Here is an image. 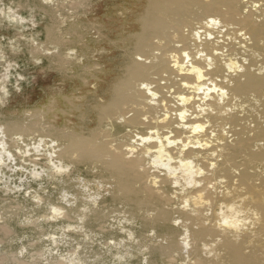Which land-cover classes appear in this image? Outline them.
Returning <instances> with one entry per match:
<instances>
[{"label":"rangeland","instance_id":"1","mask_svg":"<svg viewBox=\"0 0 264 264\" xmlns=\"http://www.w3.org/2000/svg\"><path fill=\"white\" fill-rule=\"evenodd\" d=\"M127 2L0 0V123L6 126L5 132L0 129V138L14 152L4 153L3 143L0 144V264H56L55 261L70 264L68 259L75 264H237L229 249L237 257L242 252L240 264H264V245L255 236L250 240L252 230L259 225L255 218L246 219L244 228H248L240 235L225 231L220 233L224 234L221 238L218 233H209L206 234L209 237L192 240L193 246L188 249L186 245L184 251L179 246L185 229L179 212L184 206L179 185H165L154 195L139 191L132 194V201L123 202L122 191L113 196L117 188L114 177L104 175L97 168L92 172L83 162L66 158L63 163L70 165L59 172L60 156L76 139L71 133L64 139L60 135L76 129L88 136L93 134L101 120L98 110L90 107L95 101L90 94L95 90L101 92V87L122 71L117 66L123 59L124 48L114 40L117 29L111 23L119 3ZM177 44L181 47L180 43H175V47ZM160 80L162 84L170 83L167 78ZM66 94H86V98L77 97L76 101L88 99L83 105L90 107L87 121L79 116L82 107L74 108L64 98ZM170 98L171 104L176 102L173 94ZM128 110L125 114L131 116L134 109L128 107ZM150 115L147 112L142 118L147 116L146 121ZM123 119L119 117L125 135L116 134L112 128L114 134L108 139L110 145L127 148L126 142H134L132 139L139 130L150 128L128 126ZM245 123L249 124L250 120ZM103 126L109 129L111 124ZM232 133L226 134L230 140L236 136ZM63 141L67 146L61 144ZM17 144L23 148L19 149ZM235 168L237 175L215 179L218 193L226 189L227 183L237 186L241 169ZM253 170L261 174L254 175L253 181L261 184L264 166H255ZM138 172L142 184L153 187H156L154 174L167 175L163 165L154 166L147 160L145 168L139 167ZM174 191L182 192L179 196ZM87 192L95 193L99 200L89 208L85 206ZM148 199H157L156 204L165 209L169 217L166 224L155 218L154 210L150 213L153 205L146 202ZM142 200L145 202L140 204ZM219 203L220 200L213 203L212 210H219ZM243 207L249 211L248 206ZM184 209L189 210V206ZM199 221L203 225L210 222ZM200 222L192 224L197 234H200ZM226 234L233 236L227 245ZM211 241L219 243L215 245ZM209 247L214 248L211 251ZM255 251L262 257L254 256L245 263L243 257L247 260Z\"/></svg>","mask_w":264,"mask_h":264},{"label":"bare ground","instance_id":"2","mask_svg":"<svg viewBox=\"0 0 264 264\" xmlns=\"http://www.w3.org/2000/svg\"><path fill=\"white\" fill-rule=\"evenodd\" d=\"M114 13L112 17L115 19L111 23L117 29L114 40L124 48L123 59L117 66L122 71L102 86L101 92L95 90L90 94V98L95 100L90 107L98 110L101 120L93 134L88 136L76 129L60 135L64 139L71 133L76 139L68 146L64 141L61 143L67 148L60 156L59 172L68 169L70 164L63 163L66 158L83 162L92 172L97 168L104 175L114 177L117 188L113 190V196L122 191L120 201L123 202L132 201V194L139 191L154 195L165 185H179L183 192L174 191L175 195L181 193L183 202L188 201L179 211L183 223L178 220L185 226L179 242L184 251L187 250L186 245L188 249L193 246L194 243L190 244L192 240L206 234L228 231L240 235L248 228L244 226L249 217V220L255 218L259 224L252 230L254 234L250 235V240L255 236L264 245V175L261 184L253 181L254 175H261L253 168L264 166V0H128L127 3H119ZM210 18L218 20L219 24L210 23ZM175 43H180L181 47L177 44L176 48ZM65 56H69V52H65ZM209 64L211 67H208ZM162 78H167L170 83L162 84ZM176 85V90H171ZM172 94L175 104H171ZM77 97L87 96H64L74 108L82 107L79 116L87 121L90 107L83 105L88 99L76 101ZM128 107L134 109L131 116L125 114L129 112ZM60 109L71 112L67 108ZM147 112L151 115L145 121L147 116L142 118V115ZM181 112L184 113L183 120H180ZM121 116L128 126L154 131L139 130L138 136L132 139L134 142H126L125 149L122 145H110L108 137L114 134L112 128L116 129V134L125 135ZM246 120L250 123H245ZM104 123H110L111 127L105 128ZM184 124H188L187 130L183 129ZM196 124H200L203 131L191 133ZM176 128L182 130L176 139L183 138L186 142L190 140L192 144L199 143L204 147L184 156L183 160L181 152H169L168 140L163 136L168 131L175 133ZM0 129L5 132L6 126L0 123ZM229 131H233L231 135H236L231 140L226 135ZM213 133L215 135L211 137ZM145 135H159L160 139L139 142ZM214 140L216 143H213ZM1 143L4 153L14 154L5 147L3 137L0 138ZM256 145L257 148L254 147ZM17 147L23 148L20 144ZM183 151L187 152V149ZM49 159L54 161V157ZM145 160L154 166H164L166 177L161 179L160 174H154L156 187L142 184L138 168H145ZM233 167L241 169L237 186L231 187L226 182V189L218 193L215 179L237 175ZM84 196L87 208L99 202L95 193L87 192ZM239 196L240 203L236 200ZM219 200V210H212L213 203ZM143 202L145 200L139 203ZM146 202L153 205L149 210L150 213L155 211L157 220L162 224L169 221L165 209L156 204L157 199ZM244 204L249 211L244 209ZM186 206L189 210L184 209ZM210 208L212 212L209 214ZM244 211L247 214H242ZM233 218L245 223L240 228L224 223L231 222ZM201 219L210 222L203 225V221H199ZM198 221L202 225L200 234L192 227L194 222L198 225ZM245 235L248 233L245 232ZM229 238L233 236L226 234L224 244L227 245ZM229 252L232 260L240 264L242 252L238 253V257L230 249ZM254 256L262 257L255 251L247 260L243 259L249 263ZM55 262L65 264L63 261ZM67 262L75 264L70 259Z\"/></svg>","mask_w":264,"mask_h":264},{"label":"snow or ice","instance_id":"3","mask_svg":"<svg viewBox=\"0 0 264 264\" xmlns=\"http://www.w3.org/2000/svg\"><path fill=\"white\" fill-rule=\"evenodd\" d=\"M245 11H247V9H245ZM209 22L213 23V24H219L218 20L211 19V18H210ZM197 35H199V33H197ZM210 35H211V33H209V36ZM184 56L187 57L188 53L185 52ZM208 67H211V64H209ZM181 71H183V67L182 66H181ZM221 91H222V89H221ZM181 99L183 100V97ZM146 119H147V117H146ZM183 119H184V113L181 112L180 113V120H183ZM188 127H189L188 124H184L183 129L187 130ZM151 131H154V129H150L149 130V132H151ZM181 131L182 130L180 128H176L175 129V133L173 131H168L167 135L163 136V139L168 140V145H169L168 151L169 152H174V151L181 152L182 155H181L180 158H181V160H183L184 156L189 155L191 152H193V151H195V150H197L199 148H203L204 145L203 144H199V143L192 144L190 140L186 142L183 138L176 139L177 136L181 135ZM198 131H203V128H202V126L200 124H196L195 127L191 128V133H195V132H198ZM214 135H215V133H213V136ZM169 136H171L172 139H168ZM158 139H160L159 135H157V136L145 135L143 138L140 139L139 142L143 143L144 140H153V141H155V140H158ZM53 143H55V141H53ZM181 145L183 146L182 148H181ZM153 147H154V145H153ZM183 149H187V152H184ZM145 155H147V153H145ZM201 171H203V169H201ZM161 179H163L162 176H161ZM209 187H210V185H209ZM184 203H185V205H187L188 201L185 200Z\"/></svg>","mask_w":264,"mask_h":264},{"label":"clouds","instance_id":"4","mask_svg":"<svg viewBox=\"0 0 264 264\" xmlns=\"http://www.w3.org/2000/svg\"><path fill=\"white\" fill-rule=\"evenodd\" d=\"M225 224H229V226L231 227H235V228H240L243 226V224L245 223L244 221L242 220H239V219H235L233 218V220L231 222L229 221H225L224 222Z\"/></svg>","mask_w":264,"mask_h":264}]
</instances>
